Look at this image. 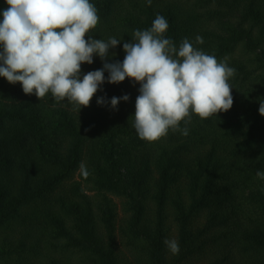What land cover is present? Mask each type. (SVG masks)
<instances>
[{
    "label": "trees",
    "instance_id": "trees-1",
    "mask_svg": "<svg viewBox=\"0 0 264 264\" xmlns=\"http://www.w3.org/2000/svg\"><path fill=\"white\" fill-rule=\"evenodd\" d=\"M90 3L89 34L121 40L106 62H122L123 43L160 14L177 47L187 38L236 70L233 105L149 142L133 127L140 85L129 78L105 79L78 112L0 77V264H264V0ZM102 66L94 55L81 77ZM170 223L176 255L163 243Z\"/></svg>",
    "mask_w": 264,
    "mask_h": 264
},
{
    "label": "clouds",
    "instance_id": "clouds-1",
    "mask_svg": "<svg viewBox=\"0 0 264 264\" xmlns=\"http://www.w3.org/2000/svg\"><path fill=\"white\" fill-rule=\"evenodd\" d=\"M0 12V77L19 83L24 94L38 99L50 93L57 104L65 101L79 112L88 107L100 85L118 84L129 78L140 85L135 101L133 127L142 140L156 141L169 130L187 136L192 116L207 119L228 111L233 105L230 78L236 70L227 59L194 47L184 38L179 47L164 37L169 24L156 14L150 28L134 30L123 43L122 62H106L109 50L121 40L94 39L89 34L99 21L90 0H5ZM152 0H146L150 6ZM87 37V39L85 38ZM196 44L203 38L196 36ZM103 62L100 69L81 77V65L92 64L93 56ZM114 56L115 53H112ZM107 72V78L104 73ZM128 95L112 97L111 108L127 101ZM258 112L264 116V99ZM104 97L97 99L105 104ZM181 123L185 127L181 128ZM264 180V171H257ZM168 251L179 253L175 239L163 241Z\"/></svg>",
    "mask_w": 264,
    "mask_h": 264
},
{
    "label": "rangeland",
    "instance_id": "rangeland-1",
    "mask_svg": "<svg viewBox=\"0 0 264 264\" xmlns=\"http://www.w3.org/2000/svg\"><path fill=\"white\" fill-rule=\"evenodd\" d=\"M7 7H8V5L5 3V1H0V12H2L3 10H5ZM2 18H3L2 15H0V20ZM79 172H80V170L74 174L73 181H80L81 180L80 177H79ZM112 200H114V202L116 203L117 211L120 214V211H121L120 201H121V199L120 198L117 199V198L113 197ZM170 228L172 229V231L170 233V239H174V237H175V234L174 233L175 232L173 230V226L171 225V223H170Z\"/></svg>",
    "mask_w": 264,
    "mask_h": 264
}]
</instances>
